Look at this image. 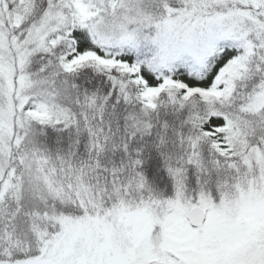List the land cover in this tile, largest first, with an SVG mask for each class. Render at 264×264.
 <instances>
[{"label":"snow or ice","instance_id":"snow-or-ice-1","mask_svg":"<svg viewBox=\"0 0 264 264\" xmlns=\"http://www.w3.org/2000/svg\"><path fill=\"white\" fill-rule=\"evenodd\" d=\"M0 264H264V0H0Z\"/></svg>","mask_w":264,"mask_h":264}]
</instances>
